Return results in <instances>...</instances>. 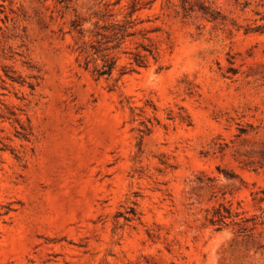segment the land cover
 <instances>
[{
    "label": "rangeland",
    "instance_id": "1",
    "mask_svg": "<svg viewBox=\"0 0 264 264\" xmlns=\"http://www.w3.org/2000/svg\"><path fill=\"white\" fill-rule=\"evenodd\" d=\"M113 1L0 0V264H264V0Z\"/></svg>",
    "mask_w": 264,
    "mask_h": 264
},
{
    "label": "trees",
    "instance_id": "2",
    "mask_svg": "<svg viewBox=\"0 0 264 264\" xmlns=\"http://www.w3.org/2000/svg\"><path fill=\"white\" fill-rule=\"evenodd\" d=\"M121 0H114L113 3L117 4L120 3ZM132 2H135V0H132ZM139 7L136 6V3H134V6L132 7V9L128 12L127 17L131 16L136 10H138ZM261 19H263L262 23L257 24L256 26L250 28L252 30L255 31H260V32H264V16L261 17ZM83 53H84V59H85V64L86 67L88 68L90 63L94 60H96L98 57H96L94 55V52L89 50L87 47H84L82 49ZM99 57H102L103 59V63L101 64V66H95L93 68V72L96 76V78H100L102 76H110L112 75V72L114 70V68L116 67V59H114L113 57H108L106 55H100ZM136 57V61L138 63H140L143 59L142 57H144L143 54L138 53ZM121 73H125V71L121 72ZM226 216H220L217 219H213V221H226L224 220Z\"/></svg>",
    "mask_w": 264,
    "mask_h": 264
}]
</instances>
